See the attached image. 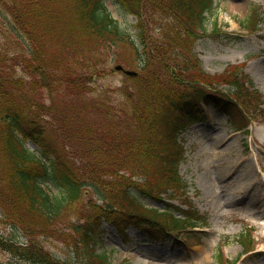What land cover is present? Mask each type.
Instances as JSON below:
<instances>
[{"label": "trees", "instance_id": "trees-1", "mask_svg": "<svg viewBox=\"0 0 264 264\" xmlns=\"http://www.w3.org/2000/svg\"><path fill=\"white\" fill-rule=\"evenodd\" d=\"M115 1L135 17L141 52L124 36L104 0H0V8L29 45L25 55L4 52L0 46V216L27 231L18 208L50 225L81 202L84 185L93 193L85 203L89 227L81 260L60 261L37 242L0 237V247L20 264H110L94 242L103 223L122 239L128 238L123 234L127 226L161 239L204 222L185 201V184L178 174L183 159L178 136L203 119L196 100L212 102L235 130H244L253 120L264 122V95L252 88L239 66L211 75L202 71L192 52L191 43L206 33L213 0ZM148 12L175 22L158 45L145 35ZM262 21V11L255 8L242 25L256 30ZM217 30L214 25L210 33ZM127 41L144 74L129 78L132 88L120 86L118 103L94 101L88 95L91 82L112 72L98 66L99 52ZM166 81L169 88L161 86ZM221 84L227 87L219 89ZM25 140L36 149H29ZM79 141L72 155L70 143ZM180 197L186 210L163 200ZM142 198L164 206L146 207ZM216 257L223 264L219 248Z\"/></svg>", "mask_w": 264, "mask_h": 264}, {"label": "rangeland", "instance_id": "rangeland-1", "mask_svg": "<svg viewBox=\"0 0 264 264\" xmlns=\"http://www.w3.org/2000/svg\"><path fill=\"white\" fill-rule=\"evenodd\" d=\"M104 5L124 36L140 50L141 40L135 27V17L127 14L115 0H104ZM255 8L262 11L263 22L257 31L247 33L239 24ZM214 24L219 30L216 34L203 35L191 43L201 67L217 75L222 74L228 65L240 64L253 88L264 94V0H213V10L207 15L205 23L206 31L210 32ZM144 26L147 39L158 45L165 41L166 34L172 33L175 22L171 16L148 12ZM0 46L4 52L16 55H25L29 48L1 8ZM100 52L98 66L112 69V72L92 81L93 91L88 95L94 101L116 104L122 98L120 86L127 84L132 88L134 84L128 76L112 67L121 64L142 76L143 64L128 41ZM162 80H167L164 74ZM161 86L169 88L167 81ZM226 87L224 84L218 86L219 89ZM196 102L200 103L198 100ZM204 110L206 118L188 126L179 136L184 149L179 173L186 184L185 201L191 202L192 210L204 218V224L198 225L193 233H182L178 239L148 238L144 232L127 226L123 234H127L128 238L123 241L112 226L103 223L95 230L96 250H104L111 264H218L216 254L220 243L223 244L224 258L236 260L235 264H261L264 261V238L260 236L263 231L252 222L258 218L255 214L264 204L261 197L264 188V124L250 123L247 126L249 133L245 134L234 130L228 118L210 103L204 106ZM89 116L95 119L96 113ZM76 123L80 124V121L76 120ZM25 144L29 149H36L30 140H25ZM70 145L72 154L81 143L79 141ZM259 175L262 182H259ZM213 183L219 188L218 192L211 191ZM52 192L57 193L54 189ZM82 192L81 202L75 204L67 217L50 225L18 208L17 213L28 223L29 228L22 231L12 227L8 219L5 216L2 219L1 215L0 237L17 243L31 240L39 243L58 260L78 262L83 258L87 245L83 243L84 233L89 227L85 219L89 215L85 203L93 194L88 185L83 186ZM93 199L96 197L93 196ZM140 201L147 207L158 209L163 205L150 198ZM173 204L182 210L187 209L184 200L177 199ZM248 232L252 233L254 248L252 253L244 255L238 238L240 234L247 236ZM193 236L200 238L195 240ZM0 264L20 262L0 247Z\"/></svg>", "mask_w": 264, "mask_h": 264}, {"label": "bare ground", "instance_id": "bare-ground-1", "mask_svg": "<svg viewBox=\"0 0 264 264\" xmlns=\"http://www.w3.org/2000/svg\"><path fill=\"white\" fill-rule=\"evenodd\" d=\"M263 176H264V174H263ZM258 179H259V182H262V178H261L260 175L258 176ZM211 191L213 193L214 192H218L219 188L213 183V185L211 186ZM263 196H264V188L262 189V192H261V197L264 199ZM261 205H262V209L255 214L256 217L258 216V218L257 219H253L252 222L254 223V225L258 229H261L263 231V234L260 235L262 237V239H263L264 238V217L262 215H264V204H261ZM261 216H262V219H261ZM262 263L264 264V261Z\"/></svg>", "mask_w": 264, "mask_h": 264}, {"label": "water", "instance_id": "water-1", "mask_svg": "<svg viewBox=\"0 0 264 264\" xmlns=\"http://www.w3.org/2000/svg\"><path fill=\"white\" fill-rule=\"evenodd\" d=\"M115 70L123 71L125 74H127V75H129V76H135V75H136V73L133 72V71L124 70L123 67L120 66V65L115 66Z\"/></svg>", "mask_w": 264, "mask_h": 264}]
</instances>
